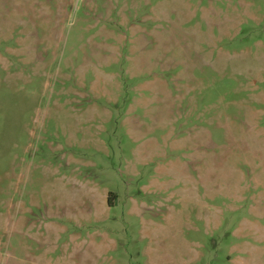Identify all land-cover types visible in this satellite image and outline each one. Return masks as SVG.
I'll return each mask as SVG.
<instances>
[{"label": "rangeland", "instance_id": "rangeland-1", "mask_svg": "<svg viewBox=\"0 0 264 264\" xmlns=\"http://www.w3.org/2000/svg\"><path fill=\"white\" fill-rule=\"evenodd\" d=\"M0 264H264V0H0Z\"/></svg>", "mask_w": 264, "mask_h": 264}]
</instances>
